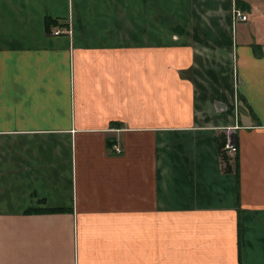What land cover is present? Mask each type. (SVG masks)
I'll return each instance as SVG.
<instances>
[{
    "label": "crops",
    "instance_id": "obj_1",
    "mask_svg": "<svg viewBox=\"0 0 264 264\" xmlns=\"http://www.w3.org/2000/svg\"><path fill=\"white\" fill-rule=\"evenodd\" d=\"M0 264H264V0H0Z\"/></svg>",
    "mask_w": 264,
    "mask_h": 264
},
{
    "label": "built area",
    "instance_id": "obj_2",
    "mask_svg": "<svg viewBox=\"0 0 264 264\" xmlns=\"http://www.w3.org/2000/svg\"><path fill=\"white\" fill-rule=\"evenodd\" d=\"M235 19L239 20V21H243V22H246L249 20V15L248 14H245L244 12H241V11H235ZM62 33H65L64 31H61V30H57L55 31V34L56 35H59V34H62ZM226 149L227 150H230L231 152L233 153H236L237 152V147H236V144L235 142L233 141H229V143L226 144ZM118 152H120L119 149H117Z\"/></svg>",
    "mask_w": 264,
    "mask_h": 264
},
{
    "label": "trees",
    "instance_id": "obj_3",
    "mask_svg": "<svg viewBox=\"0 0 264 264\" xmlns=\"http://www.w3.org/2000/svg\"><path fill=\"white\" fill-rule=\"evenodd\" d=\"M112 144H113V143H111V145H112ZM219 147H220L221 149L224 148V147H225V142L220 143ZM51 211H55V210H51Z\"/></svg>",
    "mask_w": 264,
    "mask_h": 264
}]
</instances>
